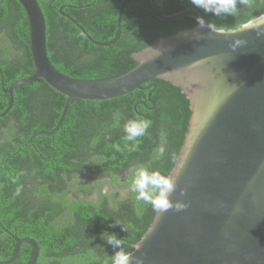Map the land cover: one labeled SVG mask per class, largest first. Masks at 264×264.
<instances>
[{
    "label": "trees",
    "instance_id": "16d2710c",
    "mask_svg": "<svg viewBox=\"0 0 264 264\" xmlns=\"http://www.w3.org/2000/svg\"><path fill=\"white\" fill-rule=\"evenodd\" d=\"M122 1L39 0L49 57L58 71L77 79L117 77L138 65L134 52L197 25L190 16L159 18L150 0H128L119 41L96 44L117 38ZM157 3L163 14L194 10L222 29L239 27L264 13V0H248L247 6L238 5L236 16L220 17L195 8L189 0ZM0 35L7 38L0 43L1 114L11 104L6 89L35 70L30 22L18 0H0ZM14 97L10 112L0 117V261L14 257L16 238L39 243L37 264H111L117 249L104 240L110 233L121 239L124 252L133 251L156 210L136 199L132 172L144 167L169 175L192 113L187 95L169 81L153 79L119 98L74 99L52 134L37 133L58 126L65 95L38 78L15 88ZM130 119L151 121L135 146L125 139L124 125ZM34 253V246L24 243L11 264H30Z\"/></svg>",
    "mask_w": 264,
    "mask_h": 264
},
{
    "label": "water",
    "instance_id": "95a60500",
    "mask_svg": "<svg viewBox=\"0 0 264 264\" xmlns=\"http://www.w3.org/2000/svg\"><path fill=\"white\" fill-rule=\"evenodd\" d=\"M30 22V47L34 72L6 90L11 99L5 117L15 103L14 89L44 79L66 96L55 133L74 99L105 101L127 95L153 79L180 87L191 102V117L183 145L169 175L176 180L170 199L184 202L157 212L143 237L133 243L131 264H264V13L239 27L216 32L186 28L165 36L132 54L138 65L110 79H77L58 71L48 53L47 22L39 0H18ZM161 19L182 16L194 19L200 12L182 10L163 14L157 0H150ZM123 0L118 28L112 42L99 43L69 15L86 36L98 45L111 46L122 35ZM251 21V26L249 22ZM222 29V28H217ZM235 40L242 44L233 47ZM17 240L11 264L21 246L29 243L40 257L39 243Z\"/></svg>",
    "mask_w": 264,
    "mask_h": 264
},
{
    "label": "clouds",
    "instance_id": "9594fccd",
    "mask_svg": "<svg viewBox=\"0 0 264 264\" xmlns=\"http://www.w3.org/2000/svg\"><path fill=\"white\" fill-rule=\"evenodd\" d=\"M189 2L195 8L217 17L222 14L225 16H236L238 14V5H248V0H189ZM196 24L201 28L207 26L213 31L223 32V29H217L212 23L206 25L202 17L196 18ZM249 26H251V21ZM261 34L264 33H258V35ZM240 44H242V41L235 40L233 47ZM150 126L151 121L147 119L128 120L124 125L125 139L132 142L133 146H135L138 138L145 136ZM163 152L164 149L162 147L158 149L160 156L163 155ZM176 187V180L172 176L161 174L159 171H149L144 167H137L132 172L131 190L136 194V199L150 204L159 213L173 208L176 211H181L187 207L182 201L174 202L170 199ZM104 240L113 249H117L112 255L111 264H131V256L122 250V241L115 233H110ZM137 264H143L142 259L137 258Z\"/></svg>",
    "mask_w": 264,
    "mask_h": 264
},
{
    "label": "flooded vegetation",
    "instance_id": "af4514ba",
    "mask_svg": "<svg viewBox=\"0 0 264 264\" xmlns=\"http://www.w3.org/2000/svg\"><path fill=\"white\" fill-rule=\"evenodd\" d=\"M0 36H1V35H0ZM3 38H4V36H3L2 38L0 37V43L3 42L4 40L6 41V39H7V38H5V39H3ZM2 44H3V43H2ZM6 90H7V89H6ZM2 187H3V184L1 183V184H0V190H1ZM2 203H4V201L0 198V204H2ZM0 214H1V213H0ZM3 215L5 216L4 213H3ZM6 261H9V260H1V261H0V264H2L3 262H6Z\"/></svg>",
    "mask_w": 264,
    "mask_h": 264
},
{
    "label": "rangeland",
    "instance_id": "374dc122",
    "mask_svg": "<svg viewBox=\"0 0 264 264\" xmlns=\"http://www.w3.org/2000/svg\"><path fill=\"white\" fill-rule=\"evenodd\" d=\"M105 189H106V190H108V187H106ZM93 196H94V198H96V197H97V195H96V194H93Z\"/></svg>",
    "mask_w": 264,
    "mask_h": 264
}]
</instances>
